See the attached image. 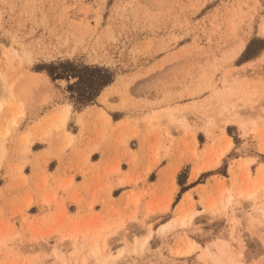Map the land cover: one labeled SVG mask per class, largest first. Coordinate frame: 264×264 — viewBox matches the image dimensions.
Returning <instances> with one entry per match:
<instances>
[{"label":"rangeland","instance_id":"374dc122","mask_svg":"<svg viewBox=\"0 0 264 264\" xmlns=\"http://www.w3.org/2000/svg\"><path fill=\"white\" fill-rule=\"evenodd\" d=\"M263 27L264 0H0V264H264ZM65 60L117 87L75 104Z\"/></svg>","mask_w":264,"mask_h":264},{"label":"trees","instance_id":"16d2710c","mask_svg":"<svg viewBox=\"0 0 264 264\" xmlns=\"http://www.w3.org/2000/svg\"><path fill=\"white\" fill-rule=\"evenodd\" d=\"M256 44H258L257 48L253 49ZM263 47L264 39H251L241 55L242 61L255 57ZM41 69H45L51 79L76 78L68 85V90L71 92L73 102L77 105L93 102L100 91L114 79L113 73L106 67L76 64L69 60L43 65Z\"/></svg>","mask_w":264,"mask_h":264},{"label":"crops","instance_id":"0c3cea01","mask_svg":"<svg viewBox=\"0 0 264 264\" xmlns=\"http://www.w3.org/2000/svg\"><path fill=\"white\" fill-rule=\"evenodd\" d=\"M117 84V83H116ZM112 87L115 89L117 86L115 85V84H110V85H108L106 88H104V90L101 92V94L99 95V97L98 98H101L102 97V94L104 93V92H107V93H109V91L112 89ZM108 90V91H107ZM108 95V94H107ZM102 99V98H101ZM102 100H104V99H102ZM89 113H92V114H94L95 112H92L91 111V109L89 110ZM85 116L87 117H89L90 115H86L85 114ZM85 117V118H86ZM87 117V118H88ZM127 115H126V113L123 115H120V118L118 119V120H112V122H113V124H115V125H119V124H122L124 121L123 120H125V118L127 119ZM143 147V141H142V139L139 137L138 138V150H141V148ZM216 163H218V162H215V164ZM196 169V168H195ZM123 182L122 181H119L118 182V184H122Z\"/></svg>","mask_w":264,"mask_h":264},{"label":"bare ground","instance_id":"6f19581e","mask_svg":"<svg viewBox=\"0 0 264 264\" xmlns=\"http://www.w3.org/2000/svg\"><path fill=\"white\" fill-rule=\"evenodd\" d=\"M262 31L264 32V27L262 28ZM2 80V79H1ZM3 84V83H2ZM106 94H108L107 92H105V94L103 93L102 95H103V97H105V95ZM222 116H224V115H222ZM224 118V120L225 121H233V118L232 117H230V118H226V115H225V117H223ZM226 118V119H225ZM262 150H264V146L262 147ZM197 173H198V169L196 168V169H194L193 171H192V173H191V177L192 178H194L196 175H197ZM263 183H264V181H263ZM260 186H262V184L260 185ZM262 216H264V209L261 211V213H260ZM170 226V225H169ZM168 227V225L167 226H161V230H165L166 228ZM168 229V228H167ZM193 249H195V245L193 244V243H190L188 246H187V248H186V250H185V253H187V252H190L191 250H193Z\"/></svg>","mask_w":264,"mask_h":264},{"label":"snow or ice","instance_id":"6c2138e0","mask_svg":"<svg viewBox=\"0 0 264 264\" xmlns=\"http://www.w3.org/2000/svg\"><path fill=\"white\" fill-rule=\"evenodd\" d=\"M262 59H264V57H262Z\"/></svg>","mask_w":264,"mask_h":264}]
</instances>
